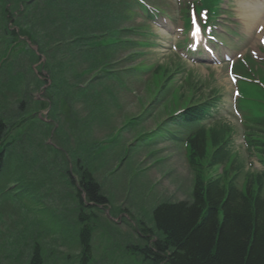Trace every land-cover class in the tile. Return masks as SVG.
Instances as JSON below:
<instances>
[{
  "label": "rangeland",
  "instance_id": "obj_1",
  "mask_svg": "<svg viewBox=\"0 0 264 264\" xmlns=\"http://www.w3.org/2000/svg\"><path fill=\"white\" fill-rule=\"evenodd\" d=\"M29 1L35 0H0V114L11 125L4 140L10 145L3 154L0 170V264H16L14 259L19 264H28L32 246L37 244L43 248L41 240L53 246H47L44 251V264H51L53 260L54 264H77L76 236L59 235L63 226L54 222V219L60 220L52 217L50 209L54 216L61 218L62 206L69 208L77 204L75 188H79V182L75 173L80 166L92 173L107 202L83 208L85 212L92 210L97 214L89 218L93 258L87 264H150L133 251L132 246H143L145 242L135 232V226L141 227L140 223L152 226V210L163 201L190 200L193 186L192 170L184 155V129L178 138L172 130L167 141L163 138L167 132L161 130L162 127L152 129L183 108L191 90L194 98L202 99L211 92H217L220 97L218 116L232 128L230 145L226 148L235 154V164L241 166L236 177L238 183L245 173L261 169L257 156L248 153L243 146L241 117L234 111L235 102L231 99L237 84L228 78L224 64L201 60L185 49L179 17L175 22L170 19L173 25L169 27L175 30L172 33L163 27V18L150 22L145 36L151 42L149 45L120 49L109 46L103 53L79 55L75 48L83 46L81 43H75L74 48L69 45V32L48 28V20L58 10L67 19V29L86 35L87 44H92V36L105 35L117 28L122 29L121 36L126 39L134 36L144 40L132 32L145 24L138 17L123 21L125 18L120 16L119 25H113L114 21L111 25L108 23L113 19L111 16L108 20L85 19L87 24L82 25L68 18L73 5L70 0H37L32 9H29ZM148 1L166 9L170 16L176 15V0ZM220 6L223 23L219 32L224 35L226 28H232L237 36L227 37L230 42L225 39L230 46L227 51L218 50L219 57L233 56L229 52L247 47L258 48L254 28L263 20L250 27L244 11L246 7L254 9V5L245 7L239 0H222ZM108 11L115 15L111 9ZM7 14L11 16L5 25ZM18 21L22 24L26 21L37 33L40 31L42 36L51 38L44 51L46 55H37V61L23 52L25 41L14 36L16 43L12 42L8 25L14 26ZM31 48L36 49L34 44ZM73 51L74 57L69 54ZM130 55L134 57L129 58ZM45 57L53 64L55 73L51 78L49 68L44 66ZM262 57L264 55H259ZM68 61L74 68L59 71ZM101 61L111 65L110 76H103L102 67L98 65ZM156 65L167 68L169 73H177L164 84L163 79L151 77L145 69L132 70ZM77 73L79 77L75 76ZM67 83L75 86L67 87ZM86 85L89 89L82 90L84 97L79 98L80 87ZM180 93L183 94L181 99ZM147 132L149 134L144 135ZM221 169L222 166L218 173ZM72 175H75L73 179ZM80 196L85 201V194ZM48 230L50 232L43 233ZM66 254L70 257L65 258Z\"/></svg>",
  "mask_w": 264,
  "mask_h": 264
},
{
  "label": "trees",
  "instance_id": "obj_2",
  "mask_svg": "<svg viewBox=\"0 0 264 264\" xmlns=\"http://www.w3.org/2000/svg\"><path fill=\"white\" fill-rule=\"evenodd\" d=\"M96 5L91 8L86 4L84 9L93 10ZM108 9L105 6L104 14L107 20L112 16L109 15ZM98 11L99 9L95 8V12ZM67 15L68 18L75 19L74 14ZM77 18L82 25L86 22L81 16ZM55 19L59 20L60 27L57 30L62 33L65 31L63 25L67 19L63 18L62 12L56 14ZM51 23L56 22L52 21ZM68 32L70 33L69 45L74 48L75 43H81L83 46L75 48L79 55L103 53L109 46L115 47L118 44L111 38L101 40L103 42L99 43L100 38L96 36H92V44H87L84 41L86 35L78 31L74 32L73 28ZM26 33L32 36L29 31ZM39 36L41 37L38 38ZM36 37L37 45H41L39 50L44 52L46 46L50 44L51 38L46 35L42 36V33H36ZM69 54L74 57L76 53L73 51ZM50 61L47 58L45 67L49 68L51 78L55 72L52 70L53 64L51 65ZM98 65H101L103 73V67L108 64L101 61ZM67 67L74 68L68 61L63 65L62 70L59 68V71L63 72ZM104 72L111 73L110 70ZM75 76L79 77V74L77 73ZM103 76L105 77V75ZM68 86L74 87L75 84L67 83ZM88 86L80 87L81 93L77 95L79 98L83 99L82 90L89 89ZM65 96L67 97V95ZM205 104L188 107L184 112L185 118L189 120L201 119L205 115L203 114ZM251 122L256 123L260 128L248 127L245 134L246 142L248 146L264 152V141L262 140L264 139V119L262 122L256 120H251ZM217 124L219 126L216 125L206 131H202L203 128H201L187 141L189 162L193 170L196 188L193 201L191 203H164L154 210V223L163 233V237L153 242L151 248L143 249L142 253L153 264H264V173L247 175L244 191L235 185L236 176L223 179L205 176L206 169L217 166L228 158L226 149L229 144L227 141L228 128L224 124ZM8 131L9 127L0 115V143ZM209 148H211L210 152H208ZM79 169H81L80 190L84 191L87 200L97 205H104L106 199L100 194L99 185L92 174L83 167ZM79 202H82L80 198ZM82 207L83 204H78V214L75 219L72 217L73 211H64L58 221V224L63 226L59 235L76 236L80 254V261L78 260L77 264H87L91 259L89 243L92 225L89 218L94 214L86 213ZM54 239L55 235L52 237V241ZM41 243L43 248L37 244L32 246L28 264H44L46 257L44 251L48 248L47 246L52 245L49 242L45 244L42 240ZM67 257H70L69 254H66L65 258ZM14 262L19 264L17 259H14ZM51 264H54V260Z\"/></svg>",
  "mask_w": 264,
  "mask_h": 264
},
{
  "label": "bare ground",
  "instance_id": "obj_3",
  "mask_svg": "<svg viewBox=\"0 0 264 264\" xmlns=\"http://www.w3.org/2000/svg\"><path fill=\"white\" fill-rule=\"evenodd\" d=\"M241 4H243V6H245L246 7V5H250V3H248V2H243V3H241ZM252 5H254V4H252ZM251 5V6H252ZM242 6V5H241ZM259 7H261V8H263V5H261V6H259ZM244 8V7H243ZM243 8H242V10H243ZM254 8V7H253ZM245 11V14H247L246 15V19H245V21L247 22V24H250V27L252 26V25H256V23L257 22H259L260 20H261V18H262V16H261V13L263 14L264 12H262V11H260L259 12V16H261V18L258 16V14H256L254 11H253V9L251 10V9H249L248 7H246V10H244ZM247 11V12H246ZM263 18H264V15H263ZM261 24H263L262 26L264 27V19H263V22L261 23Z\"/></svg>",
  "mask_w": 264,
  "mask_h": 264
},
{
  "label": "snow or ice",
  "instance_id": "obj_4",
  "mask_svg": "<svg viewBox=\"0 0 264 264\" xmlns=\"http://www.w3.org/2000/svg\"><path fill=\"white\" fill-rule=\"evenodd\" d=\"M201 15H203V14H201ZM259 31H264V27H262L261 29H258ZM261 43H264V37H262L261 38ZM237 95H238V93H237Z\"/></svg>",
  "mask_w": 264,
  "mask_h": 264
}]
</instances>
